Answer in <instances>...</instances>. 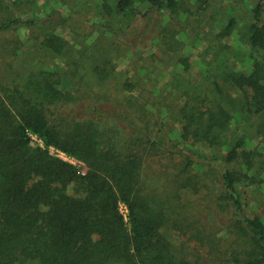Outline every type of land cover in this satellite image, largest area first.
<instances>
[{"label": "trees", "instance_id": "trees-1", "mask_svg": "<svg viewBox=\"0 0 264 264\" xmlns=\"http://www.w3.org/2000/svg\"><path fill=\"white\" fill-rule=\"evenodd\" d=\"M61 1L70 9L57 25L92 23L90 34L72 25L71 39H40L65 65L0 73V264H264V208L249 209L244 187L264 191V0ZM35 3L27 16L0 0V31L45 23ZM48 8L46 22L57 15ZM161 64L162 90L148 83ZM160 156L179 162L166 197L144 184ZM208 173L217 195L194 196ZM182 197L227 214L181 220Z\"/></svg>", "mask_w": 264, "mask_h": 264}, {"label": "rangeland", "instance_id": "rangeland-1", "mask_svg": "<svg viewBox=\"0 0 264 264\" xmlns=\"http://www.w3.org/2000/svg\"><path fill=\"white\" fill-rule=\"evenodd\" d=\"M35 1L37 5L40 7H35L36 9L41 8L42 9V14L40 15L42 19H47L49 18V6L52 5L56 9L55 13L57 14L56 16H53V21H48L43 23L42 25L36 26V28H32L30 26L26 27H20V28H14L10 30H4L0 31V46L4 47L8 43H11V45L18 43L17 46V52L15 55H7L0 57V73L8 80V78H19L22 79L24 74H21L25 72L26 69H43L45 70H54V69H59L62 68L66 61L63 58H59L56 61L52 60L51 57L41 50L40 48V39L52 34V33H57L62 35L64 38L71 39L72 38V32H71V26L72 25H79L81 30L83 32L88 31L87 34H90L92 30L91 28V21L86 17L85 15H76V17L71 20H69V24H66L64 22H61V25H57L56 22L58 20H61L63 17L68 16L69 9L67 5L62 6L61 4L64 5V3L61 0H33ZM33 1L26 3L23 2L21 3L19 0H15V6L14 10L17 14H26L27 16L32 14L31 11L33 10ZM92 1V0H91ZM87 3H90V0H86V5ZM50 4V5H49ZM76 10V8H74ZM76 12V11H74ZM98 20V18H97ZM95 19H93V22ZM88 24V25H87ZM151 31L148 34H144L143 36L145 37V40L143 41V44L146 42L150 41L148 39V36L152 33ZM99 33L95 32L94 34H91L89 37V40H94L96 36H98ZM40 36V37H39ZM110 42L113 41L112 36L108 38ZM233 43V41H232ZM233 44H236V39ZM114 45V44H111ZM1 49V47H0ZM192 60H193V65L187 72V74L193 78H196L199 75L200 72V67L198 62V56L196 55L195 52L192 54ZM120 66L123 68L125 67L129 62H130V57L126 55L125 57H121L118 60H116ZM239 67H241L239 65ZM143 74L147 73V67L145 65V69L142 70ZM23 76V77H22ZM170 77L169 70L167 69L166 66L160 65V72H156L152 76V81L148 80V83H157V89L159 88L160 90L164 89L166 87V83ZM9 82V81H8ZM177 123L178 120H174ZM179 127V124L177 125ZM34 139L43 145V142L38 139L37 136H34ZM50 152L60 156L61 158L68 160L74 164H76L81 170H85V164L66 154L65 152L50 146L49 147ZM175 163H179L177 159L170 157V156H160L156 158H151L146 161L145 165V172H144V184L148 188L149 192L151 191L152 193H158L162 195L163 197H166V193L170 194L171 190L173 189V178L175 173L178 171V167L175 165ZM198 168H200L198 166ZM198 170V169H197ZM198 171H201L200 169ZM208 178V183L210 185V188L207 187H201V184H199V191L197 193L194 192V189L190 187L191 190H189L190 193L194 194V196L199 197V194L201 192H209L212 191L214 192V188L216 187V180L214 179V175H211V173L204 174ZM246 189L250 192L251 199L249 201V209H253L259 211L264 208V199L261 197L262 193H264L263 188L258 185H249V186H244ZM173 192V190H172ZM215 195L217 193L214 192ZM185 196V195H184ZM200 198V197H199ZM212 202V201H211ZM175 204V209H176V215L181 220L184 221H195L196 217L199 216L201 217V220L203 222H208L209 225H212L213 223L216 224L217 218L220 216L219 214H227V212H222L221 210L219 213H216V208L215 211H212V209L207 208V202L203 200H198L195 201L194 199H189L187 200L186 198L182 197V199L176 200ZM122 210L125 214H127V208L126 206L122 205ZM214 212V213H213ZM198 220V219H197ZM222 234V233H221Z\"/></svg>", "mask_w": 264, "mask_h": 264}]
</instances>
